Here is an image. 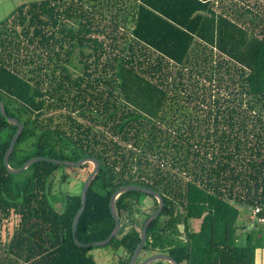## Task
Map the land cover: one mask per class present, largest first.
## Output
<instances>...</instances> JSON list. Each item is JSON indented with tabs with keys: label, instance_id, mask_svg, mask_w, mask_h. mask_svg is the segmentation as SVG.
<instances>
[{
	"label": "trees",
	"instance_id": "obj_1",
	"mask_svg": "<svg viewBox=\"0 0 264 264\" xmlns=\"http://www.w3.org/2000/svg\"><path fill=\"white\" fill-rule=\"evenodd\" d=\"M262 1L37 0L0 22V99L24 124L10 166L100 162L80 243L109 237L113 193L137 185L165 201L137 263L167 254L179 264H254L264 235L238 245V231L244 212H264ZM16 131L0 112V264H97L94 247L73 238L81 192L52 197L56 174L60 185L89 163L42 161L10 174L4 156ZM140 195L116 200L120 219L139 224L108 244L125 252L120 264L157 209L147 195L156 206L144 214Z\"/></svg>",
	"mask_w": 264,
	"mask_h": 264
},
{
	"label": "water",
	"instance_id": "obj_2",
	"mask_svg": "<svg viewBox=\"0 0 264 264\" xmlns=\"http://www.w3.org/2000/svg\"><path fill=\"white\" fill-rule=\"evenodd\" d=\"M0 112H1L2 116L7 119L8 123H10L11 125L17 126V131L14 134V136L11 140L10 146H9L5 156H4V165L10 174H14V175L20 174V173L24 172L25 170H27L34 163L42 162V161L43 162H50V163H54L56 165L70 167V168H78V167H81V166L88 164V163L93 165V171L84 181L82 191H81V206L75 215V218L73 220V225H72L73 238H74L75 243L79 247H102V246H106L109 244V242L114 237H117L119 235L120 230H121V219H120V216H119L117 208H116V200L122 194L129 192V191H136V192L143 193L145 195L153 196L157 200V209L143 223L142 233H141V241H140L139 245L137 246V248L135 249V251H134V253L130 259V262H129V264H137V259H138L140 252H141L142 248L144 247L146 240H147L148 228H149L150 224L156 218H158L164 210L165 201H164L163 196L161 194L157 193L156 191L152 190V189L137 186V185H128V186H124V187L117 189L113 193L111 200H110V210H111V214L115 220V227H114L112 233L104 241L93 242L90 244L80 243L77 239L78 222H79V219H80L83 211L85 210V207L87 204L88 190L100 172V168H101L100 162L94 158H84V159L77 161V162H70V161H64V160L55 159V158H49V157H33L19 168L11 167L9 164V159H10V156H11V154L15 148V145H16L18 138L20 137V135L23 132L24 124L20 123L18 119L8 116V114L5 111V107H4V104L1 101V99H0ZM183 228H184V226H183ZM158 261H163V262H166L168 264H179L173 257H171L170 255H167V254L151 255V256L147 257L146 259H144L140 264H152V263L158 262Z\"/></svg>",
	"mask_w": 264,
	"mask_h": 264
},
{
	"label": "rangeland",
	"instance_id": "obj_3",
	"mask_svg": "<svg viewBox=\"0 0 264 264\" xmlns=\"http://www.w3.org/2000/svg\"><path fill=\"white\" fill-rule=\"evenodd\" d=\"M32 1L37 0H0V22H2L4 19L9 17L12 12L20 5L27 4ZM87 168L82 169L80 172L77 173L76 176L70 175V177L67 179V181L63 184H60L58 181V174L53 178L54 184L52 186V197L59 195L58 192L63 193H80L82 191V187L84 184V180L88 177V172L93 170V165L89 164ZM63 195V194H62ZM59 197V196H58ZM140 201H144V199L149 201H154L153 198L147 196V195H140ZM141 201V202H142ZM57 202H59V198L57 199ZM154 203V202H153ZM155 203L153 206V210L150 211L152 213L155 210ZM191 224L200 227V221H191ZM181 231H184L183 226H180ZM264 238V237H263ZM264 240V239H263ZM91 254L94 255L99 260V264H120L119 259L123 257V250L121 248L117 249L112 245H106L102 247H94L91 250ZM101 255V259H100Z\"/></svg>",
	"mask_w": 264,
	"mask_h": 264
},
{
	"label": "crops",
	"instance_id": "obj_4",
	"mask_svg": "<svg viewBox=\"0 0 264 264\" xmlns=\"http://www.w3.org/2000/svg\"><path fill=\"white\" fill-rule=\"evenodd\" d=\"M57 198V195L55 196ZM142 201V199H141ZM140 201V206L143 209V213L144 214H149L150 211L153 210V206H154V201H149L144 199V201L141 202ZM61 203L56 201L55 207L57 209L60 208ZM138 224L136 219H133L132 217H128L127 215L123 216L121 219V230H120V234H125L126 232L130 231L132 228L136 227ZM243 225V229H240L238 231L239 234V239H238V245H243L244 244V237L247 233H253L254 236L257 235H264V228H256V229H248L245 227V224L242 223ZM190 226L192 228V230L194 231H198L199 230V226L196 227L194 225L191 224L190 222ZM125 252H123V256H124ZM126 255V254H125ZM95 261L97 262V264H99V260L98 258H96L93 255ZM100 259H101V255H100ZM140 264V263H137ZM254 264H264V242L259 244L255 250V257H254Z\"/></svg>",
	"mask_w": 264,
	"mask_h": 264
},
{
	"label": "built area",
	"instance_id": "obj_5",
	"mask_svg": "<svg viewBox=\"0 0 264 264\" xmlns=\"http://www.w3.org/2000/svg\"><path fill=\"white\" fill-rule=\"evenodd\" d=\"M236 1L237 2L239 1V4L244 8L246 7L247 9L248 8L253 9L254 5L260 7V4L263 3L262 0H236ZM257 1H259V3ZM254 12L256 13V11ZM243 216H244V224L246 228L250 230L256 228H264V212L262 206L256 205L255 207L251 208V210L244 212Z\"/></svg>",
	"mask_w": 264,
	"mask_h": 264
}]
</instances>
